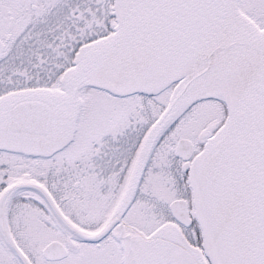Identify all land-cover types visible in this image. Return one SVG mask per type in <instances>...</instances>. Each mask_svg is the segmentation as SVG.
Wrapping results in <instances>:
<instances>
[{
	"label": "snow or ice",
	"instance_id": "6c2138e0",
	"mask_svg": "<svg viewBox=\"0 0 264 264\" xmlns=\"http://www.w3.org/2000/svg\"><path fill=\"white\" fill-rule=\"evenodd\" d=\"M0 264H264V0H0Z\"/></svg>",
	"mask_w": 264,
	"mask_h": 264
}]
</instances>
